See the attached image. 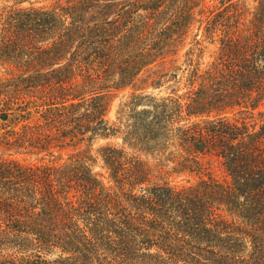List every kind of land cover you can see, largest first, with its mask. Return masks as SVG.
Returning a JSON list of instances; mask_svg holds the SVG:
<instances>
[{
	"label": "trees",
	"instance_id": "trees-1",
	"mask_svg": "<svg viewBox=\"0 0 264 264\" xmlns=\"http://www.w3.org/2000/svg\"><path fill=\"white\" fill-rule=\"evenodd\" d=\"M24 1L0 8V264H264V0ZM195 22L218 46L177 63Z\"/></svg>",
	"mask_w": 264,
	"mask_h": 264
},
{
	"label": "rangeland",
	"instance_id": "rangeland-1",
	"mask_svg": "<svg viewBox=\"0 0 264 264\" xmlns=\"http://www.w3.org/2000/svg\"><path fill=\"white\" fill-rule=\"evenodd\" d=\"M14 1L15 0H0V8L3 9L5 7L6 9H8L10 6H13V7H26V6L30 5L29 2H27V1L21 2L20 4H15ZM30 2H32V4L35 5V6H39V5H43V4H49L52 1L31 0ZM245 2H246V5L250 9L255 4L254 0H245ZM208 6H218L217 5V0H205L204 7L207 9ZM198 9H200V7H197L195 9V11H198ZM195 17H196V19H199V15H195ZM198 25H199V22H195L191 26V28L188 31L187 35L185 36V39L183 41L184 44L180 48V50L178 51V54H177V56L179 58L177 63H180L183 60L184 52L189 47L192 46V48L193 47L195 48L194 40H193V35L195 33H198V35L196 37V40H202L201 43H200V46L204 47V51H203L202 58H201V60L203 62H206V61L210 60L211 59V54H213L214 50H216V48L218 46V42L211 43V42L208 41V38L205 39V35H202V31L200 30L198 32ZM196 52L197 51L195 50V53ZM159 68H163V66H159ZM4 69H5V66L4 65H0V75H6L5 72H4ZM147 90L149 92L153 93V94H158V95H165L168 92V90L164 89V87H161L159 89L158 88H156V89L148 88ZM128 92H129L128 90L121 91V92L117 93L115 95V97L112 99V101L110 103V112H109L110 117H113L114 111H115L117 105L119 104L120 101L124 100V98L128 95ZM181 92H182V90L179 91V93H181ZM36 104H39V101ZM38 109H40V107ZM34 111L35 110L33 108H31V113H32L31 119L32 120H34V119L39 117V114L35 113ZM103 142H104L103 140H98V141H96V142H94L92 144L90 152H91V154L93 156H97L96 149ZM84 147H85V145H82V148H84ZM74 151H76V149H72L71 147L65 148V149L60 151L61 152V159L57 156L58 153H56L53 160L54 161H62L68 156L69 153H72ZM5 156L6 155H4V157ZM18 158L19 159L25 158L26 162H37L38 161V159H35L34 156H31V157H18ZM52 158L53 157H45L43 161L49 162L48 160H50ZM100 164H101V162H100V160L98 158L97 162L94 164V170L95 171L103 172L102 168L100 167ZM154 179H157V178H154ZM171 183L172 184H177V185H186L187 184L185 179H182L181 177L176 178Z\"/></svg>",
	"mask_w": 264,
	"mask_h": 264
}]
</instances>
